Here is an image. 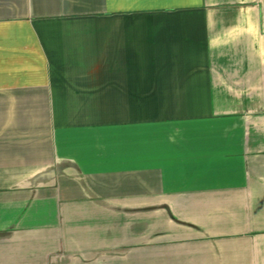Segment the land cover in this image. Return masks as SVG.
I'll list each match as a JSON object with an SVG mask.
<instances>
[{
    "label": "crops",
    "instance_id": "crops-1",
    "mask_svg": "<svg viewBox=\"0 0 264 264\" xmlns=\"http://www.w3.org/2000/svg\"><path fill=\"white\" fill-rule=\"evenodd\" d=\"M0 264H264V0H0Z\"/></svg>",
    "mask_w": 264,
    "mask_h": 264
}]
</instances>
